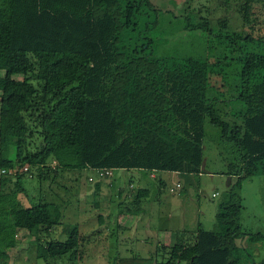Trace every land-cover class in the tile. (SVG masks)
Masks as SVG:
<instances>
[{"label":"trees","instance_id":"16d2710c","mask_svg":"<svg viewBox=\"0 0 264 264\" xmlns=\"http://www.w3.org/2000/svg\"><path fill=\"white\" fill-rule=\"evenodd\" d=\"M263 3L239 0L238 7L248 20L254 5ZM157 24L149 0H0V69L5 72L0 167L13 171L0 174V259L7 258L8 243L25 229L35 236L43 261L68 256L77 262L85 254L75 225L64 240L41 242L60 224L63 212L60 204L38 195H28L29 205L22 206L26 172L35 169L41 179L50 172L106 168L145 170L152 178L176 172L183 182L173 191L187 193L186 184L204 163L208 118L220 129L221 144L238 156L227 171L236 178L217 206L216 227L208 230L199 222L190 234L194 239L163 247L168 248L163 264H264L244 258L246 247L237 243L247 236L252 244L264 242V234L246 231L240 222L243 181L264 175V52L244 49L243 42L253 41L249 33L218 32L198 23L191 27L206 29L207 56L157 57L149 37ZM217 46L222 52L212 55L218 59L212 63ZM213 65L220 67L218 77L235 85L234 101L244 109L242 125L231 128L217 113L218 98L209 94ZM32 80L40 81L43 90ZM29 120L42 137L34 152L23 151L32 132ZM11 177L14 188L8 190ZM95 184L100 188V181ZM134 188L131 184L128 194L120 193L130 197L136 191L126 214L142 209L151 196L145 187ZM152 263L136 256L114 262Z\"/></svg>","mask_w":264,"mask_h":264},{"label":"rangeland","instance_id":"374dc122","mask_svg":"<svg viewBox=\"0 0 264 264\" xmlns=\"http://www.w3.org/2000/svg\"><path fill=\"white\" fill-rule=\"evenodd\" d=\"M149 2L157 10L158 16L156 28L149 32L157 57L207 56L210 51L206 47V29L191 27L198 23H208L218 32L231 30L244 35L249 33L253 41L243 42L244 49L264 52V3L254 5V15L246 20L239 11V0ZM214 49L211 53L212 63L218 61L216 57L222 52L218 46ZM219 68L213 65L215 73L209 77V94L218 98L215 108L221 119L228 122L231 128L242 125L244 109L236 103L238 101H234L235 85L231 78L218 77L216 72ZM4 73L0 69V99ZM32 83L39 91L43 90L40 81L32 80ZM28 123L32 132L23 151L34 152L42 146V137L35 121L29 120ZM205 130L201 172L191 176V181L186 184L187 193L183 194L179 190H170L183 178L166 171L157 172L152 178L145 170H115L112 176L104 179L99 178L94 169L58 172L56 175L50 172L46 179H41L35 169L26 172L23 187L28 194L19 195L22 206L29 205L28 195H38L48 202L60 204L63 212L60 224L51 233L40 237L41 242L64 240L70 226L75 225L80 228L85 254L77 262L69 260L68 256L43 261L37 257L35 236L25 229L20 230L17 238L8 243L7 258H1L0 264H114L118 258L132 256L151 258L152 264H163L168 256V248L163 247H170L178 239L185 242L194 239V235L190 234L195 232L199 222L208 230L216 227L217 206L224 200L236 178L235 175H228L227 171L231 163L238 162V156L227 150L229 145L221 144V131L208 118ZM14 180L15 177H11L12 184L7 185L8 190L14 188ZM97 181H100V188L95 184ZM131 184L135 190L137 187L149 189L151 196L143 200L142 209L126 214L127 207H132L136 191L130 197L121 196L120 193L126 191L128 194ZM241 188L244 204L240 222L246 231L264 234V175L245 179ZM237 243L246 247L242 253L244 258L264 262V242L252 244L247 236L238 239Z\"/></svg>","mask_w":264,"mask_h":264},{"label":"built area","instance_id":"2783aa9c","mask_svg":"<svg viewBox=\"0 0 264 264\" xmlns=\"http://www.w3.org/2000/svg\"><path fill=\"white\" fill-rule=\"evenodd\" d=\"M97 172L100 176H107V175H112L113 170H111V168H106V169H98ZM12 173H13L12 170H6L5 167L0 168V174L11 175ZM175 185L176 187H178L179 183H176ZM173 188L175 187H171L170 190H173Z\"/></svg>","mask_w":264,"mask_h":264},{"label":"crops","instance_id":"0c3cea01","mask_svg":"<svg viewBox=\"0 0 264 264\" xmlns=\"http://www.w3.org/2000/svg\"><path fill=\"white\" fill-rule=\"evenodd\" d=\"M171 173H174V174H175L176 172H171ZM177 174H178V173H177ZM182 182H183V181H182Z\"/></svg>","mask_w":264,"mask_h":264}]
</instances>
